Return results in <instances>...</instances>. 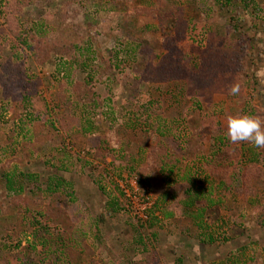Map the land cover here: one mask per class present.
I'll return each mask as SVG.
<instances>
[{
    "label": "rangeland",
    "instance_id": "rangeland-1",
    "mask_svg": "<svg viewBox=\"0 0 264 264\" xmlns=\"http://www.w3.org/2000/svg\"><path fill=\"white\" fill-rule=\"evenodd\" d=\"M241 113L264 121V0H0V264H75L72 241L79 264H264V148L226 136Z\"/></svg>",
    "mask_w": 264,
    "mask_h": 264
},
{
    "label": "trees",
    "instance_id": "trees-1",
    "mask_svg": "<svg viewBox=\"0 0 264 264\" xmlns=\"http://www.w3.org/2000/svg\"><path fill=\"white\" fill-rule=\"evenodd\" d=\"M215 1H217V3H220L221 4V6H225V7H228V6H230L231 4H232V1L233 0H215ZM245 7V6H244ZM177 25L175 24V27H176ZM23 38H22V35H19L18 36V40H20V41H23L22 40ZM167 40H172V39H167ZM32 42V41H31ZM24 44H25V46H28V47H31L30 45H29V43H26V41H24L23 42ZM166 45H168V48H166V52H167V56L165 57V59L163 60V62H161V66L162 67H170L171 65H172V63L174 62V60L176 59V55L178 54V52H177V50L175 49L174 50V48H175V46H176V44L174 43V42H172V41H168L167 43H166ZM175 45V46H174ZM174 46V47H173ZM168 56H172L171 58H168ZM154 60H155V57H152L151 58V61L152 62H154ZM155 63V62H154ZM160 63V62H159ZM168 64H171V65H168ZM154 65H156V64H154ZM174 65H177V64H174ZM173 66V65H172ZM172 66H171V68H172ZM60 68V67H59ZM90 80H88V82L89 81H91V78H89ZM187 82H188V86H189V97H190V100H191V102L195 105V107H198V109H200V103H201V99L200 98H198L197 97V95L196 94H193L195 91H197V89L194 87V84L192 83V81L191 80H186ZM88 96H89V94H88ZM90 100V103L89 102H85V101H83V100H80V99H78V101L81 103V105H83V106H85V107H87L89 110L91 109H93L94 107H98V105H100L97 101H96V97L94 98V95L93 94H91V96H90V98H89ZM76 101V100H75ZM88 104V105H87ZM143 115V114H142ZM134 116V118H136V119H141L142 118V116H138V114H135V115H133ZM146 121H148V120H146ZM217 125H218V123H217ZM219 126V125H218ZM213 132L215 133V134H217L216 135V138H215V140H216V142L218 143V145L219 146H222V147H224V152H225V155L227 156V155H230V153L231 152H229V148H228V144H227V139H226V137H224L223 135H221V131L220 130H218V129H213ZM190 151H193L192 153H193V155L192 154H190V155H187L186 154V156H183V157H185V158H191L192 160H194V159H196L197 158V156H196V158H194V156L196 155V153H195V151H198V146L197 147H195L194 148V150H193V148L192 149H190ZM250 152H252V156L253 157H256V155L254 154V152H253V150L252 149H250L249 150ZM232 154V153H231ZM228 157H231L232 158V160H233V156H228ZM172 158V165H173V167L172 166H170L169 165V163H171V161H170V159ZM203 158V157H202ZM202 158H200V162L202 163V162H204L206 165H207V160L206 159H202ZM198 159V158H197ZM230 159V158H229ZM199 160V159H198ZM181 161H184V158H182V157H180V158H178V156H177V153L176 152H168V153H166V154H164L163 155V157H162V159H161V163H162V169H166L169 173L172 171V173L174 172V170L176 169V167L181 163ZM181 165V164H180ZM235 165V164H234ZM229 168H232V164L231 163H229V165H222L221 166V169L223 170V171H225V173H226V171L228 172V169ZM174 169V170H173ZM187 174H188V179L190 180V173H189V170H187ZM227 175V174H226ZM3 178H4V180H5V184H6V187H7V189H9L10 191H14V192H16V193H21L22 191H23V188H22V184H21V182H22V180L24 179V178H26L27 177V175H24V174H3V176H2ZM30 177V176H29ZM251 177H247V176H245V175H243V183L245 184V185H247V184H250L251 183ZM61 183H62V185H61ZM55 185H57V187H59V186H64L65 187V189L67 190V191H69V192H71L72 191V187H73V185H72V183L71 182H65V181H61L60 180V182L58 181ZM111 188L113 189V190H115V191H119L118 190V187H117V184H112L111 185ZM180 188L181 189H183V187L182 186H180ZM102 189V188H101ZM215 190H216V188L215 187H209L208 189L207 188H201V186H198L197 187V190L195 191L194 189H192L191 190V188H190V190H188V189H186L185 191H184V194H185V198H184V200H183V203L187 206V207H192V208H195V212H196V217H195V219H196V221H198V223H196V230L197 229H202V223H201V218H203V214L204 213H207L208 211H210V210H212V209H214L215 208V206L217 205L216 204V201L214 200V198H213V196L215 195ZM120 192V191H119ZM119 195L120 196H122V195H124V194H122V192L121 193H119ZM116 202L114 201V199L113 198H111L110 197V202H109V205H110V207H111V210H113L114 209V207L116 206V204H115ZM149 219L150 220H153V221H156L157 219L156 218H154L153 216H149ZM206 219V218H205ZM198 224V225H197ZM204 236H207V235H205L204 234ZM208 237H210V236H207V238ZM206 241H203L202 243H205ZM213 241L212 240H210V243H212ZM69 243V242H68ZM71 246L72 247H74V246H77V244L76 243H74L73 241L71 242ZM72 247H71V255H75L72 259H74L73 261H74V263L75 264H79V262H78V257H77V255H78V250H75V247H74V249H72ZM77 248V247H76ZM77 251V252H76ZM77 258V259H76ZM72 261V260H71ZM71 261H69L68 262V264H71Z\"/></svg>",
    "mask_w": 264,
    "mask_h": 264
},
{
    "label": "clouds",
    "instance_id": "clouds-1",
    "mask_svg": "<svg viewBox=\"0 0 264 264\" xmlns=\"http://www.w3.org/2000/svg\"><path fill=\"white\" fill-rule=\"evenodd\" d=\"M240 92L238 83L232 84L230 95ZM226 136L232 143L246 141L256 148H264V121L248 113L226 117Z\"/></svg>",
    "mask_w": 264,
    "mask_h": 264
}]
</instances>
